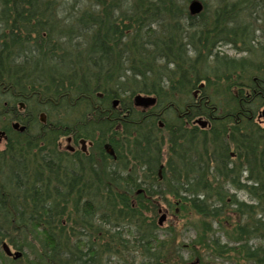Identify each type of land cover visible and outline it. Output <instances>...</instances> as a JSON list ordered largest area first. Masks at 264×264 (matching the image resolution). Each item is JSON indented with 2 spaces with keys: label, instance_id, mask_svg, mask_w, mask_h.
<instances>
[{
  "label": "trees",
  "instance_id": "obj_1",
  "mask_svg": "<svg viewBox=\"0 0 264 264\" xmlns=\"http://www.w3.org/2000/svg\"><path fill=\"white\" fill-rule=\"evenodd\" d=\"M191 1L95 0L65 16L57 0H0L3 108L26 126L21 133L3 125L1 248L7 243L27 259L23 251L32 249L28 264H167L168 242L148 215L157 214L156 200L172 196L203 219L204 234L193 243L210 257L237 253L264 264V127L255 121L264 77L239 79L264 72V0H215L212 14L200 0L198 15ZM220 42L260 60L214 51ZM220 83L226 103H212L206 89ZM191 92L181 111L174 98ZM138 94L157 105L136 109ZM60 101L63 110L85 104L76 138L93 144L90 157L63 154L59 138L71 131L34 116ZM161 107L175 116L163 124L165 135ZM227 214L237 218L230 232L222 224Z\"/></svg>",
  "mask_w": 264,
  "mask_h": 264
},
{
  "label": "rangeland",
  "instance_id": "obj_2",
  "mask_svg": "<svg viewBox=\"0 0 264 264\" xmlns=\"http://www.w3.org/2000/svg\"><path fill=\"white\" fill-rule=\"evenodd\" d=\"M106 1V0H105ZM111 1V0H107ZM200 1V0H199ZM208 3V11L209 14H212L216 2L215 0H205ZM201 2V1H200ZM202 3V2H201ZM56 4L59 9V11H62L65 16H68L70 13L74 16L78 14V11H81L84 9V7H90V5L95 4V0H57ZM75 9L70 10V6L75 5ZM203 4V3H202ZM259 35V33H258ZM261 43H264V39H259ZM238 47L241 48L240 45L237 46V48H234L233 45L227 44L225 42H220L215 47L214 51L220 52L223 55H227L231 58H247L252 62H256L260 60V58H255L256 56L250 55L248 52H241L238 50ZM213 63V67H214ZM264 77V72H260L259 70H251L247 75L245 74L242 76V78H239L242 82L250 83L252 79ZM225 84L220 83V85L213 84L212 87H209V89H206V93L208 94V97H211L210 102H214L217 104L224 103L227 100V97L225 96L223 87ZM194 91V90H193ZM195 92V91H194ZM193 93L191 92L186 97H182L180 95L176 96L174 100L178 103V105L181 107V111L184 110L185 103L184 102H191L193 97H190ZM4 92L2 88L0 89V107H2L3 110H0V113H2L0 116V151L4 150L5 147V139H7V134L4 129V123L7 125L8 122H11L10 126L12 127V119L11 114L8 112V109L5 110L3 108V102L5 98L3 99ZM226 99V100H225ZM229 101V100H228ZM59 107H55L54 111L50 109V107H44L45 112L48 114V124L49 126H55L60 130L61 132L65 131H71L68 134H65L59 138L58 144L61 143L63 146V149H65L68 145H70V142L67 140V137L70 133H75L74 135H79V130L82 128V126L85 123V116L86 112L88 111L85 104H77L76 101L71 102L69 104L70 106H66V110H63L64 102H59ZM226 103V102H225ZM125 104L127 105L128 102L126 101ZM157 104L150 106L149 108H142L137 107L134 105V107L138 110H148L152 107H155ZM41 107V106H40ZM122 107V104L117 105V109ZM163 107V106H162ZM161 107V109L157 108L156 113H162L161 116L163 118L157 119L158 122H161L162 124L167 122H174L175 116H168L165 114V110ZM163 109V110H162ZM31 113L33 114L34 105L30 108ZM264 110V106L260 109L259 114ZM25 113V112H24ZM23 113V114H24ZM30 113V112H29ZM40 113V112H39ZM182 115V113H178ZM39 117V114H34L35 117ZM33 118V115H31ZM255 121L262 127H264V120L260 122V120L255 119ZM52 124V125H51ZM85 127V125H84ZM163 129V135H165V127L162 126ZM16 132H19L15 129H13ZM36 130L32 129V133H34ZM25 132V131H24ZM22 132V133H24ZM8 135H11V133L8 132ZM14 135V133H13ZM82 139V138H79ZM77 139V140H79ZM80 141V140H79ZM88 144V142L86 141ZM87 148L88 145H87ZM164 158L166 159V150L163 151ZM165 162V160H164ZM161 179L163 178V173L161 170ZM239 198L245 201H249L248 198H246V195L240 193ZM156 209L157 214H149L148 217L155 218V221L157 223H160V232L162 238H165L168 242L167 247L164 251V259H167V264H181V256L184 257L186 264H254L250 263L246 259H243L242 255L240 256L237 253H231L228 257L221 258V259H215L213 257H210L209 254H207V249H205V245L201 243H193L198 239L199 235H203L202 231V221L203 219L196 214L193 210H191L188 206H185L183 208L182 206L177 203L176 199L172 198V196H167L166 200H156ZM158 205V206H157ZM222 224L227 229V231H232L234 229V224L237 222V218L233 215L227 214L224 218H222ZM208 223L212 224V227L214 230H218V224H213L212 220H209ZM226 232V231H225ZM219 235L222 236L223 241L226 243H231V241L227 238V236L224 234V232H218ZM254 246L260 245L262 242L259 240H255L252 242ZM264 244V243H263ZM10 247V246H9ZM13 253L20 252L15 250L14 248L10 247ZM3 249L0 247V250ZM32 249L25 248L24 254L29 255L28 259L27 257H21L15 259L14 256H4L3 259L0 258V264H28L29 261L34 260L33 259V253L31 252Z\"/></svg>",
  "mask_w": 264,
  "mask_h": 264
},
{
  "label": "flooded vegetation",
  "instance_id": "obj_3",
  "mask_svg": "<svg viewBox=\"0 0 264 264\" xmlns=\"http://www.w3.org/2000/svg\"><path fill=\"white\" fill-rule=\"evenodd\" d=\"M197 95H198V93L196 92L195 93V97H197ZM113 101H112V104H113ZM21 104H23V103H21ZM20 108H21V106H20ZM24 108H25V106H22L21 109H24ZM187 114H189V113H187ZM42 117H45L46 120H45V122L43 124L46 125L48 123V117H47L46 113H41L40 112L39 113V119L41 120ZM180 117L183 119L184 122H186L187 125L189 124L187 122V118L185 117V115H180ZM257 119L260 120V122L264 120V110L258 115ZM14 122H18V123L21 124V122L18 121V120H15ZM191 123L195 124V123H197V120H194ZM159 125H160V128L163 126V124L161 122H159ZM204 125H207V124L204 123ZM67 140L70 142V145H68L65 149H63V146L61 145V143L58 144V148L63 154H66L67 156L72 157V158H78V157H80L82 155H84L86 157H90L92 155L91 148H92L93 144L91 142H88V144H87L86 141L83 140V139H79L80 141L77 140V138L74 135V133H70L69 136L67 137ZM87 145H88L89 148H87ZM107 151L112 156H115L114 151L110 147L107 148ZM99 163L101 164V161H99Z\"/></svg>",
  "mask_w": 264,
  "mask_h": 264
},
{
  "label": "water",
  "instance_id": "obj_4",
  "mask_svg": "<svg viewBox=\"0 0 264 264\" xmlns=\"http://www.w3.org/2000/svg\"><path fill=\"white\" fill-rule=\"evenodd\" d=\"M203 8H204V6L199 0H192L189 4V11H190L191 15L200 14L203 11ZM156 103H157V99L155 97H152V96H146V95L138 94L134 97V105L137 107L149 108L150 106H153ZM118 104H119L118 100L113 101L114 108H116ZM45 120H46L45 117L41 118L42 123H44ZM198 123L204 126L205 122L199 121ZM12 127H13V129H15L21 133L26 130V126H21L17 122L13 123ZM162 168L163 167L161 166L159 174L161 173ZM2 248H3V251L5 252V254L7 256H14L13 258H15V259L21 257V253L20 252L13 253L11 248L8 246L7 243H4L2 245Z\"/></svg>",
  "mask_w": 264,
  "mask_h": 264
}]
</instances>
